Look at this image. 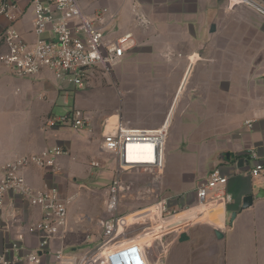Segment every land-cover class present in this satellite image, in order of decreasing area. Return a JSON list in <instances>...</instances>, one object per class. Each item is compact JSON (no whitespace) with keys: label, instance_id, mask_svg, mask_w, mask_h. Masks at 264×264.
Listing matches in <instances>:
<instances>
[{"label":"rangeland","instance_id":"obj_1","mask_svg":"<svg viewBox=\"0 0 264 264\" xmlns=\"http://www.w3.org/2000/svg\"><path fill=\"white\" fill-rule=\"evenodd\" d=\"M88 1L79 0V3L85 13L91 16L90 13L102 5L99 2L88 4ZM108 11L111 13L110 9ZM31 12L28 7L21 20L29 21ZM145 25H138L137 28L144 30L149 22ZM221 39L212 41V57L205 53L207 56L198 58L201 67L206 66L208 69L212 66V95L208 93V71L200 76L206 81V86L198 88L189 82L184 85L168 129L163 170L155 173L138 168L120 173L124 186L115 216L126 218L165 198L169 199L172 209L180 213L197 205L194 200L195 189L213 169L215 158L224 154L222 149L228 145V136L235 129L229 121H212V115L218 110L228 114L239 109L233 103L234 98L236 95V99L241 98L242 86L250 81L244 69L240 73L243 61L239 57L241 44L234 41L226 43ZM201 46L202 50L206 49L203 44ZM232 51L233 54L238 53L237 57L225 58ZM130 61L135 65L130 75L123 58L120 63L112 66V75L96 70L83 88L58 80L46 70L33 77L17 78L0 64V163L5 162L13 151L20 150L25 139L41 135L51 137V132L56 133L58 141L63 142L69 152L77 157L76 162L69 161L67 157L59 158L61 162L69 163L66 165L74 172L70 176L77 177L67 185L66 192L61 194L63 197H72L69 214L78 223L74 225L73 238L71 235L65 244V252L82 254L95 249L102 237L97 222L111 218L104 212L103 205L106 188L116 175L117 160L99 151L100 138L93 130L94 121L103 114L109 116L114 113L128 126L150 125L158 117L157 111L167 112L176 99L180 80L175 68H157L158 71L151 73L147 71L150 70L146 67L147 60L133 61L132 58ZM234 62L237 68L230 67ZM232 69L237 73H230ZM42 96L45 98L42 99ZM72 106H79L90 119L89 128L60 126L46 133L39 131L37 126L45 121L49 113L52 118L63 116L68 114ZM50 141L48 148L57 144L53 139ZM90 161L98 162L99 168L89 167ZM140 224H132L123 229L117 240H139L138 237L144 235V226ZM204 230L205 227L199 225L192 232L201 236ZM83 231L85 235L81 234ZM154 233L157 237L160 234L158 231ZM177 233L165 236L164 245L175 238ZM75 241L78 243L72 247ZM163 263L212 264V254L202 246L201 240L177 242L168 246Z\"/></svg>","mask_w":264,"mask_h":264},{"label":"built area","instance_id":"obj_2","mask_svg":"<svg viewBox=\"0 0 264 264\" xmlns=\"http://www.w3.org/2000/svg\"><path fill=\"white\" fill-rule=\"evenodd\" d=\"M225 1L229 10L245 7L264 17V7L255 0ZM28 7L33 14L30 29L34 37L32 42L16 28ZM113 20L114 15L107 8H101L93 17H88L79 0H0V64L17 78L33 77L46 70L58 80L83 88L96 70L111 75L112 66L120 63L133 48L131 32L113 36L106 31ZM135 21L144 23L142 17H136ZM103 122L99 151L115 157L117 169L104 196L103 210L111 218L97 222L102 230L100 244L82 254L65 252L62 246L53 247L67 230L72 197H63L55 187L32 188L25 179L24 171L30 166L56 171L57 159L67 155L65 149L56 146L38 154L20 156L0 169V208L6 195H12L9 220L2 230L11 232L12 228L21 227L6 239L0 264H149L152 257H155L154 264H160L165 253L162 239L180 231H165L164 226L183 212L173 210L169 199L165 198L144 211L131 214L144 212L142 218L133 217L135 220L131 223L125 217L115 215L124 186L120 173L138 168L155 173L163 170L168 125L165 121L158 128L145 129L128 126L120 118L113 123L108 119ZM60 126L86 129L90 127V119L82 110L73 108L66 115L48 117L44 123V129ZM245 126L251 128L252 122L245 121ZM251 157L256 159V153L252 152ZM90 167L99 168V163L91 161ZM263 169L264 164L257 163L250 174L256 176ZM226 184L227 177L215 167L196 187L194 200L203 213L213 212L232 201ZM16 198L36 206L39 218L23 223L15 205ZM132 224L144 226V235L156 231L160 234L147 242L117 240L123 229ZM27 237L36 242L34 248H28Z\"/></svg>","mask_w":264,"mask_h":264},{"label":"crops","instance_id":"obj_3","mask_svg":"<svg viewBox=\"0 0 264 264\" xmlns=\"http://www.w3.org/2000/svg\"><path fill=\"white\" fill-rule=\"evenodd\" d=\"M255 1L264 7V0ZM94 2H99L102 6L93 10L88 17H93L101 8H108L114 15V20L107 25L106 31L113 36L126 32L133 34L136 48L134 47L135 49H131L124 56L129 75L135 68L130 61L132 58L133 61L147 60L146 67L150 69L147 71L151 73L158 71L157 68L161 70L175 68L178 72L177 78L180 80V85L176 99L168 111L164 113L157 111L159 115L150 125L140 124L138 127L130 125L131 127L158 128L166 119L170 126L176 101L184 85L189 82L197 85L198 88H202V85L206 86V81L200 78L206 71L210 74L207 84L208 93L212 95V66L208 69L206 66L201 67L200 63L198 64V58L207 56L205 53H208V57H212V41L219 38L224 39L226 43L234 41L241 44L239 57L243 61L240 65L242 68L240 73H243L244 69L245 74L250 76L247 77L250 81L242 86L241 98L236 99L237 95L234 98L233 103L240 108L234 113L226 114L218 110L212 115L214 122L229 121L235 126L229 138L227 137L228 145L222 149L224 154L217 156L212 162V168H219L227 177L226 191L231 195L232 201L225 206L217 207L213 212L204 213L198 205H194L191 209L169 220L164 230L180 229V231L167 245H164V238L162 239L165 253L160 264H164L163 259L167 255L168 246L196 239L201 240L202 246L211 252L212 264H264V169L256 176L250 174L257 163L264 164V17L245 7H236L228 11L225 0H89L87 3ZM136 17L144 19L143 25L149 22L148 27L144 30L137 28L141 24L135 21ZM32 20L33 14L29 21L21 20L16 24L18 31L29 42L34 41L30 33ZM1 24L4 25L5 21L2 20ZM211 26L214 27L212 30ZM149 40L150 43L147 42ZM202 44L206 46V49H201ZM233 53L234 51L225 55V58H236L238 53ZM176 56H178L177 60ZM235 64L236 62L230 67L237 68ZM230 73H237V71L232 69ZM194 74L196 76L193 77ZM43 98L45 96H42ZM73 108L80 109L79 106H72L71 110ZM48 117H51L50 113ZM118 118H120L119 115L111 113L109 116L103 114L96 119L93 123L96 135L100 138L102 121L108 119L110 123H113ZM45 121L43 123L41 121V125L37 126L39 131L46 133L54 130L44 129ZM245 121H251L252 127L245 126ZM51 133V137L41 135L37 138L25 139L20 150L13 151L5 162L0 163V169L5 163L20 156L38 154L46 148L50 149L48 142H51V139L57 143L52 148L57 146L67 151V155L59 158L67 157L69 161L76 162L77 157L69 152V148L65 147L63 142L58 141L56 133ZM252 152L256 153V159L251 157ZM59 158L56 171L42 170L34 166L25 169L24 176L27 183L34 189L47 186L57 188L60 194L66 192L68 186L77 177L70 176L74 172L66 165L69 163L61 162ZM90 163L91 161L88 164L89 167ZM248 196L252 197V202L243 209V199ZM11 197V194H7L0 208V254L3 252L8 236L14 235L21 229L20 226H16L10 230L11 232L2 230L9 220ZM15 205L18 207L23 223L39 218L40 214L36 206L29 205L18 198L15 199ZM70 211L71 209L69 213ZM143 214L144 212L137 213L126 217L125 220L133 222L135 220L133 217L142 218ZM90 216L93 217L92 214ZM74 225L78 223L69 214L64 237L55 241L53 247L62 246L65 249L70 236L72 235L73 238L75 234ZM199 225L205 227L201 236L192 232ZM83 233L85 235V231L81 232L82 235ZM154 235L155 233L141 235L138 241L147 242ZM26 243L28 248H34L36 245V242L29 237L26 238ZM77 243V241L73 242L72 247H75ZM154 261L155 257H152L149 264H154Z\"/></svg>","mask_w":264,"mask_h":264},{"label":"water","instance_id":"obj_4","mask_svg":"<svg viewBox=\"0 0 264 264\" xmlns=\"http://www.w3.org/2000/svg\"><path fill=\"white\" fill-rule=\"evenodd\" d=\"M214 27L213 26H211V30L213 29ZM103 124H104V122L102 121L101 123H100V129H101V131H102V129H103ZM252 202V197H250V196H248V197H245L244 199H243V205H242V208L244 209V208H247L248 207V205L250 204Z\"/></svg>","mask_w":264,"mask_h":264},{"label":"bare ground","instance_id":"obj_5","mask_svg":"<svg viewBox=\"0 0 264 264\" xmlns=\"http://www.w3.org/2000/svg\"><path fill=\"white\" fill-rule=\"evenodd\" d=\"M166 124H167V119H166ZM168 125V127H169V124H167Z\"/></svg>","mask_w":264,"mask_h":264}]
</instances>
